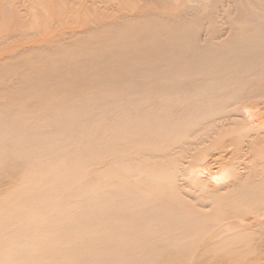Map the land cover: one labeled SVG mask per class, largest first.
<instances>
[{"label":"bare ground","instance_id":"bare-ground-1","mask_svg":"<svg viewBox=\"0 0 264 264\" xmlns=\"http://www.w3.org/2000/svg\"><path fill=\"white\" fill-rule=\"evenodd\" d=\"M167 2L0 60V264H264V0Z\"/></svg>","mask_w":264,"mask_h":264},{"label":"rangeland","instance_id":"rangeland-1","mask_svg":"<svg viewBox=\"0 0 264 264\" xmlns=\"http://www.w3.org/2000/svg\"><path fill=\"white\" fill-rule=\"evenodd\" d=\"M174 1L179 0H0V60L12 57L18 51L22 53L25 46H38L41 38L52 39L57 34L59 38L70 40L72 31L82 34L89 25L94 27L100 20L123 19L133 15L134 11L138 14L142 9L147 12L144 8L159 10L162 5L164 7L163 2L171 4ZM182 1L183 6L185 0ZM188 2L185 5L194 4ZM47 31L50 36H46Z\"/></svg>","mask_w":264,"mask_h":264}]
</instances>
